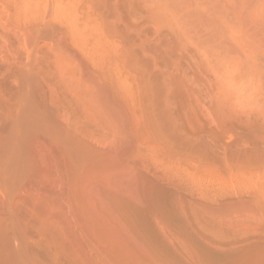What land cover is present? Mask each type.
Here are the masks:
<instances>
[{
  "label": "rangeland",
  "instance_id": "1",
  "mask_svg": "<svg viewBox=\"0 0 264 264\" xmlns=\"http://www.w3.org/2000/svg\"><path fill=\"white\" fill-rule=\"evenodd\" d=\"M0 134L63 264H264V0H0Z\"/></svg>",
  "mask_w": 264,
  "mask_h": 264
},
{
  "label": "bare ground",
  "instance_id": "2",
  "mask_svg": "<svg viewBox=\"0 0 264 264\" xmlns=\"http://www.w3.org/2000/svg\"><path fill=\"white\" fill-rule=\"evenodd\" d=\"M3 138L6 139L5 137H3ZM1 140H2V137L0 136V145L2 144ZM10 143H11V141H10ZM0 147H2V145ZM11 147L9 149H11ZM13 147H15V146H13ZM4 149H5V147H4ZM2 150L0 149V264H60V263L63 264V262H60L63 259V257H61V260L59 261V259L57 257L60 258L61 255L58 252H56L54 248H53L54 251L52 252L53 249L48 250V249H46V247L44 249L43 248L44 246L41 247L40 244H39L40 246H38L37 243L36 244L34 243V224L33 223L30 224V223L25 222L28 218L25 219V217H24L25 221H23V218L20 219L21 217L17 213V211H18L17 208L19 206V202L17 199H19V198L16 197V196H18V195H16V193L18 192L17 187L19 186V181L21 180L20 178L22 177V175H24V174H22V172L24 171V168H23V170L21 169L22 164L19 163V160H18L19 154L16 152L17 151L16 149H15L16 151H11L9 154L7 152H9L10 150H8V151L6 150L7 151L6 153L8 155L7 154L3 155L5 150L3 152H2ZM26 171H24V172H26ZM24 178H26V177H24ZM25 182H27V181H24V183ZM23 184H22V186H24ZM19 187H18V189L21 188V187L20 188ZM16 190H17V192H16ZM27 193H28V191H27ZM19 195H20V193H19ZM21 196H23V195L22 194L20 195V198L22 199L23 197H21ZM27 196H28V194H27ZM30 199H29V201H30ZM23 201H24V199H23ZM30 204L34 205V202H31ZM26 214H24V215H26ZM30 218L32 220L31 216H30ZM30 218L28 220H30ZM38 243H40V242H38ZM50 248H51V244L49 246V249ZM230 251H231V249H230ZM54 252H56L58 255L53 254ZM205 252H206V250H205ZM233 252H234V250H233ZM224 253L225 252H223V254ZM227 254L230 257L225 254L226 256L223 255V258L229 257L230 260L233 259V258H231L232 256H231L230 252H227ZM55 255H57V257H53ZM218 255L220 257V252ZM218 259H221V258H218ZM222 261H224V260H222ZM225 261H226V259H225ZM64 263L66 264V261ZM190 264H192V263H190Z\"/></svg>",
  "mask_w": 264,
  "mask_h": 264
}]
</instances>
